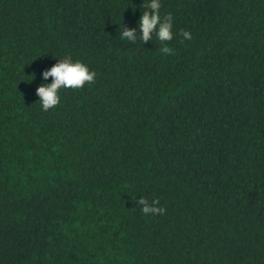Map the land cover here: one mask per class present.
I'll return each instance as SVG.
<instances>
[{
  "label": "trees",
  "instance_id": "obj_1",
  "mask_svg": "<svg viewBox=\"0 0 264 264\" xmlns=\"http://www.w3.org/2000/svg\"><path fill=\"white\" fill-rule=\"evenodd\" d=\"M146 2L0 0V264H264V0H161L144 44ZM63 56L94 80L44 111Z\"/></svg>",
  "mask_w": 264,
  "mask_h": 264
},
{
  "label": "clouds",
  "instance_id": "obj_2",
  "mask_svg": "<svg viewBox=\"0 0 264 264\" xmlns=\"http://www.w3.org/2000/svg\"><path fill=\"white\" fill-rule=\"evenodd\" d=\"M160 7L161 0H147L145 3L146 10L138 21L140 39L144 44L151 41L153 36L162 43L172 41L174 38L175 33L172 31L174 27L173 17L171 14H168L162 18ZM136 28L129 29L123 26L120 34L121 39L134 43L137 39ZM181 35L185 40L192 38V34L186 30H183ZM160 50L164 54H171L172 52V49L166 43H164V46ZM42 77L45 81L49 77H52L51 82L42 83L36 89L42 110L48 111L59 104V91L62 88H82L86 83H91L94 80L95 72L90 70L88 65L80 60H74L71 56H63L53 66L43 71ZM139 202L145 214L163 211V209L157 208L154 205H149L146 200L141 199Z\"/></svg>",
  "mask_w": 264,
  "mask_h": 264
}]
</instances>
